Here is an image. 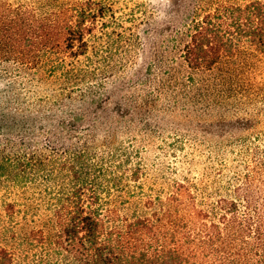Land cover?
I'll return each mask as SVG.
<instances>
[{
    "label": "trees",
    "instance_id": "1",
    "mask_svg": "<svg viewBox=\"0 0 264 264\" xmlns=\"http://www.w3.org/2000/svg\"><path fill=\"white\" fill-rule=\"evenodd\" d=\"M121 1L0 0V151L15 149L17 141L30 148L28 139L39 145L43 137L46 145L64 146L61 171L74 180L56 209V242L74 264H264V145L252 149L237 197L220 198L218 220L189 208L185 194L192 193L184 184L166 200L150 197L151 215L134 219L121 218L102 200L100 180L109 168L91 151V141L106 126L112 86L126 84V71L138 61L144 46L140 24H150L154 14L139 6L143 16L132 13L128 27L117 15ZM184 25L178 29L188 36L181 57L205 73V81L226 60L249 50L264 53V0H219ZM93 37L107 42L97 58L90 55ZM113 44L116 51L123 46L118 58ZM40 83L51 93L36 100L30 91ZM129 154L119 152L121 167ZM15 260L0 245V264Z\"/></svg>",
    "mask_w": 264,
    "mask_h": 264
},
{
    "label": "rangeland",
    "instance_id": "2",
    "mask_svg": "<svg viewBox=\"0 0 264 264\" xmlns=\"http://www.w3.org/2000/svg\"><path fill=\"white\" fill-rule=\"evenodd\" d=\"M218 1L117 4V15L128 27L134 23L129 18L132 13L141 18L144 8L154 12L150 24H140L144 46L136 65L126 71V84L111 88L106 129L102 127L96 141H91V151L103 157L109 168L100 180L102 200L123 219L151 215L146 206L150 197L166 200L184 184L192 193V197L185 194L189 208L218 220L220 198L237 197L252 149L264 145V53L249 50L226 60L208 72V81L205 73L190 69L181 57L188 36L178 29H185L184 23H193ZM103 42L92 38L91 56L102 53L107 44ZM112 47L118 58L123 46L117 51L116 44ZM216 76L224 78L222 83L213 82ZM31 89L35 99L51 93L45 83ZM45 141L43 137L37 145L36 138L28 139L30 148H21L17 141L15 149L0 151V245L14 253L15 264H74L56 242V209L74 179L61 171L64 146ZM118 151L131 153L123 167ZM39 153L43 155L37 160ZM131 170H139L140 175L134 177ZM186 211L182 213L189 217Z\"/></svg>",
    "mask_w": 264,
    "mask_h": 264
}]
</instances>
